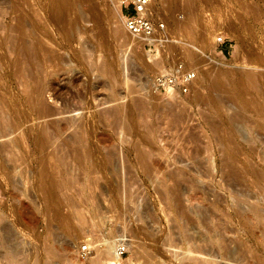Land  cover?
I'll return each mask as SVG.
<instances>
[{
  "label": "rangeland",
  "instance_id": "obj_1",
  "mask_svg": "<svg viewBox=\"0 0 264 264\" xmlns=\"http://www.w3.org/2000/svg\"><path fill=\"white\" fill-rule=\"evenodd\" d=\"M114 1L0 0V111L9 124L0 123V264H199L215 198L224 209L213 213L233 214L231 165L244 209L264 210V0H153L170 41L158 54L125 31ZM34 28L44 37L43 99L54 110L43 119L29 102L30 65L19 61ZM218 32L232 45L224 64L203 72L186 97L153 93L156 73ZM220 72L227 84H218ZM238 94L241 103L229 97ZM225 146L240 151L234 161L223 158ZM218 232L235 250V232ZM250 241L264 258V239ZM230 257L213 255L235 264Z\"/></svg>",
  "mask_w": 264,
  "mask_h": 264
},
{
  "label": "bare ground",
  "instance_id": "obj_2",
  "mask_svg": "<svg viewBox=\"0 0 264 264\" xmlns=\"http://www.w3.org/2000/svg\"><path fill=\"white\" fill-rule=\"evenodd\" d=\"M114 9L116 10V14H117V19L120 23H123V15L120 13V3H119V0H115L114 1ZM51 4V3H50ZM153 4V0L151 1V6ZM188 6V5H187ZM50 8H51V5H50ZM172 14V13H171ZM19 22V21H18ZM36 24V23H35ZM34 24V25H35ZM18 25V24H17ZM37 25V24H36ZM39 25V24H38ZM44 25V24H43ZM124 28V27H123ZM26 29V28H25ZM37 29V28H36ZM23 30V27H20L19 28V31H22ZM40 30V29H39ZM28 32V31H26ZM35 28L33 31H31L30 35H31V40L29 43L27 42H24V41H20L19 45H18V49L21 53L25 54L23 57H20L19 58V61L21 60H24V61H21V62H25V59L27 61V63L30 65V70L29 71V74H28V80H26V83L25 85H29L28 86V89L30 88V91L28 90V94H30L29 96V102L31 104V106L33 108H35L37 114H38V117L43 119V118H49V116H51L52 114H54V110L48 106L44 99H43V94L46 90V81L45 79L47 78H42L44 71L42 70L44 67L46 68V66H43V64L40 62L39 60V53L42 51L41 47H39V44L43 43L44 42V37H35L36 35H34L35 33ZM21 33V32H20ZM29 33V32H28ZM27 33V34H28ZM116 33V32H115ZM117 34V33H116ZM25 35V34H24ZM24 35H20V37L24 36ZM214 35V34H213ZM212 35V36H213ZM211 36V35H210ZM19 37V38H20ZM210 38V37H209ZM210 41V39H209ZM18 42L16 41V44ZM15 44V43H14ZM15 46V45H14ZM14 48V47H13ZM15 49V48H14ZM17 49V48H16ZM51 49V48H50ZM48 50H49V46H48ZM16 51V50H15ZM54 51V50H53ZM53 51L51 52V54L53 53ZM55 52V51H54ZM52 56V55H51ZM54 56V55H53ZM53 58V57H51ZM50 58V59H51ZM59 58V57H57ZM46 62L49 61V57H47L46 59H44ZM56 60V59H55ZM44 68V69H45ZM43 71V72H42ZM42 74V75H41ZM46 74V73H45ZM243 74V73H242ZM240 77H242L243 79L247 80L249 77H246V75H242ZM246 74V73H245ZM47 77V76H45ZM257 77V76H256ZM216 78L218 79V84L219 83H224V84H227L228 83V74L226 72H220V73H217L216 75ZM255 78V77H254ZM258 78V77H257ZM200 78H198L199 80ZM197 80V81H198ZM196 81V82H197ZM200 80V84H198V87L199 88H205V87H211V85L209 84V80L207 81H202ZM249 81H252L249 79ZM253 81H255L253 79ZM29 83V84H28ZM218 84H216V86L214 87V89H220V87H218ZM252 85H254V83L252 82L251 83ZM24 85V86H25ZM33 85V86H31ZM251 85V86H252ZM259 86V84H258ZM26 87V86H25ZM150 87L151 89H153V80H151V83H150ZM252 89L254 87H251ZM24 89V87L22 88ZM218 89V90H219ZM225 89V87H224ZM222 90L223 92H227L226 90ZM257 89V88H256ZM25 90V89H24ZM255 90V89H254ZM258 91V90H257ZM221 92V91H220ZM55 96H53L54 98H59V93L57 92L56 94H54ZM222 96V95H220ZM223 97V96H222ZM222 97H217L216 101L220 102L222 101L223 102V98ZM229 97L233 100V101H240L241 100V95L238 94L236 95L235 97H231V95H229ZM262 97V96H261ZM227 98V97H226ZM263 101V99H262ZM241 103V101H240ZM251 103V102H250ZM255 103H258V102H255ZM253 105H257V104H253ZM252 105V106H253ZM261 105V104H259ZM258 106V105H257ZM256 106V107H257ZM254 107V106H253ZM252 107V108H253ZM264 107V106H263ZM24 108V107H23ZM241 108V107H240ZM255 108V107H254ZM2 109V108H1ZM22 109V108H21ZM24 110V109H22ZM32 110V109H31ZM258 110V109H257ZM4 110H1L0 112V123L2 124L1 127L6 129L7 126L9 125L7 120H6V116H5V113L3 112ZM254 111V110H253ZM256 112V111H255ZM258 113V112H257ZM24 114V113H23ZM254 114V112H253ZM32 115V114H31ZM256 115V114H255ZM259 115V114H258ZM264 115V114H263ZM24 116V115H23ZM243 116V115H242ZM26 117V116H25ZM241 117V116H240ZM242 118V117H241ZM258 118V117H257ZM256 118V119H257ZM236 119V118H235ZM235 119L233 118H229L228 119V124L231 125L232 127H237L236 124H235ZM259 119V118H258ZM239 120V119H237ZM236 120V121H237ZM244 120V118H243ZM240 121V120H239ZM239 121H237L236 123H238ZM260 121V120H259ZM243 122V121H242ZM257 122V121H256ZM241 123V122H240ZM245 123V122H244ZM246 124V123H245ZM257 124V123H256ZM255 124V125H256ZM240 126V125H239ZM77 128V127H76ZM45 138L47 137L46 135V132L44 130L43 132ZM75 136V139L77 140V145H79L81 143V138H80V135L76 134L74 135ZM81 140V141H80ZM229 142V141H228ZM77 150V149H76ZM240 152V151H239ZM238 152V149L236 147H234L233 149H230L229 150V147L226 148L225 147H222V153H223V158L226 159V160H229V161H234L236 159V156L237 154L239 153ZM255 152V151H254ZM256 153V152H255ZM258 153V152H257ZM239 156V155H238ZM238 158V157H237ZM48 159V158H47ZM51 159V158H50ZM46 160V159H45ZM49 160V159H48ZM43 164V163H42ZM227 164V163H226ZM235 164V162H234ZM45 165L44 164V167H43V170L45 168ZM47 166V165H46ZM234 167V165H231ZM231 166L229 168H231ZM233 167L231 168L232 170L229 171V174L227 175L226 179H227V184L230 186L232 185L233 188H232V192H231V198H232V205L231 207H228L231 212H233L232 216L231 215H228L226 211H222L221 213H223L225 216H224V219L226 217H230L229 219L231 220V222L233 223V225L236 227V228H230L226 230V227L227 225H225V220H224V223L222 222V224L225 226V227H222L221 225V214L219 216V213H213L214 210L217 211V207L218 206V201H216V198H215V203L213 202V211H210L212 210V208L210 207V210L208 212V215L206 214L205 217V220H206V232L208 230V233L210 235L209 239H210V242H211V246H209V248L206 250V251H203L202 249L200 250L201 252V255H204L202 254L203 252L205 253V255H208L207 258H205L201 263L199 264H217L215 259L213 258V255L215 253H220L224 256L226 255H229L231 256L229 259H233V261L235 262V264H264V258H261L262 256H260L261 254L259 253V250L257 249V246L254 247V245H251L249 244V242H251L250 240H263L264 239V210L262 208H260V206L258 205H249L246 209H244L243 205L246 203V201H244L243 199H240L241 198V194L238 192V190L235 188L237 185H239V182L241 181L240 178H241V174L239 175L238 171L236 170H233ZM42 170V171H43ZM249 170V169H248ZM49 171V170H48ZM47 171V173H48ZM51 171V170H50ZM63 173V172H62ZM47 175V174H46ZM44 176V175H43ZM55 176V175H54ZM257 176L258 173H257ZM244 177V176H243ZM242 177V179H243ZM66 178V177H65ZM68 178V177H67ZM69 179V178H68ZM229 182V183H228ZM227 185V186H228ZM242 185V184H241ZM252 196V195H251ZM249 196L248 194H245L244 197L245 198H248V197H251ZM249 199V198H248ZM256 199V198H255ZM254 199V200H255ZM218 200V198H217ZM220 200V199H219ZM251 201V200H250ZM175 202V201H174ZM211 202V204H212ZM177 203V202H176ZM260 203V202H259ZM220 204V203H219ZM261 204V203H260ZM212 206V205H211ZM227 206V205H226ZM263 206V205H261ZM181 207V206H179ZM221 207V206H220ZM182 208V207H181ZM221 209H224L223 207H221ZM221 209L219 208V210L221 211ZM226 209V208H225ZM228 211V209H226ZM180 212H183L182 210H180ZM219 212V211H218ZM229 212V211H228ZM216 214L217 216H219L221 219L220 220H217L219 219L217 217V219L215 218L216 217ZM1 218V217H0ZM2 219V218H1ZM204 219V218H203ZM217 220L216 223L219 221L220 223H217V224H214L213 221L214 220ZM227 222V220H226ZM229 222V221H228ZM230 223V222H229ZM2 224V223H1ZM5 226V225H4ZM8 227V226H7ZM233 227V226H232ZM3 227L0 225V246L3 245L2 244V237H1V233H2V229ZM7 229V228H6ZM220 229H222V232L225 230V231H230V234H235V246H236V249L234 250H230L228 249V247L225 245V241L224 243L222 242L223 240L220 238L221 236L224 237L223 235H220V233L218 232ZM231 230L233 231V233L231 232ZM207 233V235H208ZM227 233V232H226ZM225 233V234H226ZM229 233V232H228ZM224 234V233H223ZM208 235V236H209ZM234 236V235H233ZM219 238V239H217ZM8 239V238H7ZM227 241V240H226ZM209 242V240H208ZM255 242V241H254ZM229 243V242H228ZM227 243V244H228ZM253 243V242H251ZM11 244V243H10ZM208 244V243H207ZM232 244V243H231ZM230 244V245H231ZM7 245V244H6ZM2 248V246H1ZM207 248V246H206ZM199 250L197 253H199ZM203 251V252H202ZM190 252H192L191 254L195 253L191 250H189V254ZM200 254V253H199ZM260 254V255H259ZM194 255V254H193ZM204 255V256H205ZM217 255V254H216ZM220 257V256H219ZM223 257V256H222ZM221 258V257H220ZM227 257H225L226 259ZM191 259V258H190ZM224 259V258H222ZM228 259V261H229ZM192 260V259H191ZM195 260V259H193ZM227 261V260H226ZM232 261V263H233ZM200 262V261H199ZM231 262V261H230ZM95 264V263H94ZM234 264V263H233Z\"/></svg>",
  "mask_w": 264,
  "mask_h": 264
},
{
  "label": "built area",
  "instance_id": "obj_3",
  "mask_svg": "<svg viewBox=\"0 0 264 264\" xmlns=\"http://www.w3.org/2000/svg\"><path fill=\"white\" fill-rule=\"evenodd\" d=\"M152 0H119L125 31L143 43V51L158 54L170 41L164 22L153 15ZM231 41L223 33H216L206 48H193L192 56L175 59L153 77V93L174 97H186L194 89L195 82L203 72L218 67L227 61ZM192 54V55H193ZM88 249H80L81 257ZM116 253H125L123 242L117 243Z\"/></svg>",
  "mask_w": 264,
  "mask_h": 264
}]
</instances>
